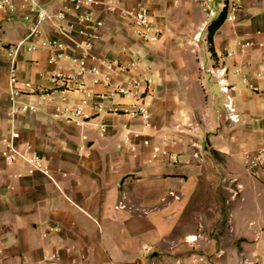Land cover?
I'll list each match as a JSON object with an SVG mask.
<instances>
[{
    "label": "crops",
    "instance_id": "0c3cea01",
    "mask_svg": "<svg viewBox=\"0 0 264 264\" xmlns=\"http://www.w3.org/2000/svg\"><path fill=\"white\" fill-rule=\"evenodd\" d=\"M113 1L131 9L140 0ZM147 5L148 37L120 11L95 7L105 21L95 52L137 60L121 79H151L145 85L150 126L109 110L127 105L128 97L101 98L96 93L107 88L100 85L88 92L58 89L47 51L21 52L20 100L36 109L20 114L19 128L45 157L52 177L29 175L23 162L7 164L1 154L10 105L7 47L24 37L27 23L24 12L0 11V264H46L55 250L62 264H264V224L258 220L264 165L251 180L255 219L244 218L239 226L237 215L231 218L234 236H251L253 251L243 253V242L225 248L226 225L210 215L202 223L207 230L195 234L188 225L191 239L177 234L200 180H238L245 154L264 148V0H241L234 19L226 18L212 38L208 27L199 39L201 26L215 17L204 0ZM239 41L251 44L242 52ZM42 91L50 99L42 101ZM85 98L89 103L78 121L60 114ZM98 104L107 109L98 111Z\"/></svg>",
    "mask_w": 264,
    "mask_h": 264
},
{
    "label": "built area",
    "instance_id": "2783aa9c",
    "mask_svg": "<svg viewBox=\"0 0 264 264\" xmlns=\"http://www.w3.org/2000/svg\"><path fill=\"white\" fill-rule=\"evenodd\" d=\"M149 1L140 0L136 7L129 9L121 6L120 1L113 0H0V11L7 14L16 11L24 12L23 18L27 23V32L24 37L7 47L10 105L7 111L8 130L4 137L5 147L1 152L7 164L21 161L26 166L27 174L40 172L52 177L45 157L31 142L22 139L19 128L20 114L36 109L35 105L20 100L18 59L23 50L47 51L48 63L56 66L51 73V80L56 88L88 92L92 85L103 86L107 88V91L96 93L101 98L121 95L131 99V102L124 107L112 105L109 108L110 111L122 112L130 118L141 117L146 126L151 125L152 113L147 99V90L145 91V85L149 88L151 79L138 76L128 80L121 79L122 73L137 67V60L125 62L119 58L104 57L95 52L96 41L100 38L101 29L105 24L103 19L96 16L95 7L100 5L110 12L120 11L122 16L132 20L142 35L148 37L151 29L150 11L147 5ZM208 1L213 0H204L212 16H218L227 7V19H234L241 5V0H229V3L224 0L220 12L215 14V9L207 5ZM207 29L206 25H202L197 38L199 39L201 32ZM250 44V42L239 41L238 47L243 52ZM232 54V51L226 53V55ZM219 70L221 74H225L227 67L223 65ZM88 79H91V83ZM228 86L224 83L223 89L228 90ZM40 98L42 101L50 99V93L42 91ZM88 103V98H85L79 105L61 110L60 114L67 119L78 121V118L84 114V106ZM227 107L233 111L231 102ZM96 108L98 111L107 109L103 104H98ZM230 117L237 120L238 116L231 114ZM106 127L105 123L101 124L103 132ZM144 143L149 144L150 140L145 139ZM155 151H159V148L155 147ZM246 163L252 173L257 172L264 165V148L257 153H247ZM253 255L258 256V252H253ZM193 260L189 264L197 261V259ZM45 263L62 264L60 251L55 250L47 255Z\"/></svg>",
    "mask_w": 264,
    "mask_h": 264
},
{
    "label": "rangeland",
    "instance_id": "374dc122",
    "mask_svg": "<svg viewBox=\"0 0 264 264\" xmlns=\"http://www.w3.org/2000/svg\"><path fill=\"white\" fill-rule=\"evenodd\" d=\"M221 2L222 0H218L214 3H210L211 7L216 11L215 14L220 12ZM205 7L207 8V6ZM216 17L217 16L215 15L213 19ZM206 26L209 27L208 24ZM243 161L244 163H239L241 176L238 180H200L198 182L197 190L190 198L186 212H184L181 217L179 228L177 229L178 235L185 234V238L191 239L193 236L186 235L188 230H192V228H186L188 225L196 227L194 228L196 230L195 234H199L198 232H201L202 230H207L206 227H202V223L207 220V216L210 215L215 221H222L226 225L225 229L222 230L224 234L225 248L233 247V244H241L240 242H243V244H241V250L243 253L253 251L255 245L251 240V236H247L246 238L242 236V238L238 240V236H234L231 223V218H235L236 215L239 226L244 221V218L255 219V216L257 215L255 211L256 197L254 196V188L251 184V180L256 176V172L252 173L248 169L246 154ZM262 190H264V187ZM176 198L180 199V197ZM261 203H264L263 200ZM258 220L264 224V211L259 215ZM258 255L260 256V254ZM259 256L258 258H260ZM257 262H259V259H257Z\"/></svg>",
    "mask_w": 264,
    "mask_h": 264
},
{
    "label": "trees",
    "instance_id": "16d2710c",
    "mask_svg": "<svg viewBox=\"0 0 264 264\" xmlns=\"http://www.w3.org/2000/svg\"><path fill=\"white\" fill-rule=\"evenodd\" d=\"M226 8H224L218 16L209 24V38H212L213 33L221 26L226 19Z\"/></svg>",
    "mask_w": 264,
    "mask_h": 264
}]
</instances>
